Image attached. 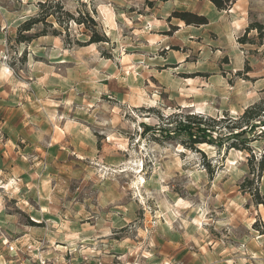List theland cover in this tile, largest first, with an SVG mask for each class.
<instances>
[{
  "label": "rangeland",
  "instance_id": "374dc122",
  "mask_svg": "<svg viewBox=\"0 0 264 264\" xmlns=\"http://www.w3.org/2000/svg\"><path fill=\"white\" fill-rule=\"evenodd\" d=\"M44 1L0 0V264H264V173L254 197L250 156L145 131L236 118L264 99V49L237 42L264 23V0L227 12L206 0H61L109 43L67 47L63 32L17 44ZM184 10L209 24L167 22ZM84 33L71 25V38ZM252 149L259 157L264 140Z\"/></svg>",
  "mask_w": 264,
  "mask_h": 264
},
{
  "label": "trees",
  "instance_id": "16d2710c",
  "mask_svg": "<svg viewBox=\"0 0 264 264\" xmlns=\"http://www.w3.org/2000/svg\"><path fill=\"white\" fill-rule=\"evenodd\" d=\"M204 1V0H198ZM209 1L218 12L232 10L233 6L240 0H206ZM38 13L35 17L25 21L17 31L15 42L19 45L31 44L35 40L45 37H62L63 32L68 37L64 43L67 47L76 45L78 47H88L109 43L108 38L99 30V24L89 13H79L78 16L66 10L61 0H47L38 3ZM176 19L187 27H202L209 24V20L204 16H198L191 12H173L167 22L171 24ZM84 27L85 35L88 39L80 41L78 38H71V25ZM36 34H32L38 27ZM172 26V25H171ZM176 31L179 29L172 26ZM240 46H255L264 49V23L254 21L249 24L244 33L237 40ZM174 130L169 127L173 125L171 121L163 123L157 129L145 128V131H152L153 137L164 134L171 140L175 135L182 134L186 137L183 146L187 150L199 151L197 147L207 145L225 150L226 152L238 151L247 153L249 158V175L245 182L249 191L254 197H260L257 184L264 173V151L257 157L252 149V144L264 140V99L248 107L243 114L236 118L224 116L221 119L208 118L201 115H187L181 121L174 122ZM206 171L212 176L214 170L212 165L205 166ZM246 185V186H247ZM263 204L264 202H258ZM40 224L33 223L37 227Z\"/></svg>",
  "mask_w": 264,
  "mask_h": 264
},
{
  "label": "built area",
  "instance_id": "2783aa9c",
  "mask_svg": "<svg viewBox=\"0 0 264 264\" xmlns=\"http://www.w3.org/2000/svg\"><path fill=\"white\" fill-rule=\"evenodd\" d=\"M25 249H26L27 253H29V254L39 252L38 247L33 245V244H27L25 246ZM36 264H58V262H57V259L51 260V259H48L47 257L43 256V254H38L37 259H36Z\"/></svg>",
  "mask_w": 264,
  "mask_h": 264
},
{
  "label": "crops",
  "instance_id": "0c3cea01",
  "mask_svg": "<svg viewBox=\"0 0 264 264\" xmlns=\"http://www.w3.org/2000/svg\"><path fill=\"white\" fill-rule=\"evenodd\" d=\"M240 1H244V0H240ZM238 2H239V1H238ZM184 11H186V10H184ZM181 23H182V22H181ZM178 26L180 27V25H178ZM28 244H33V245L36 246V242H35V243H34V242H33V243L30 242V243H28ZM26 245H27V244H26Z\"/></svg>",
  "mask_w": 264,
  "mask_h": 264
}]
</instances>
